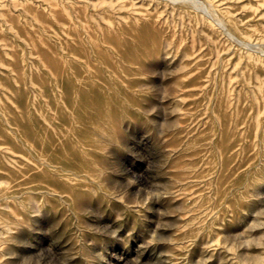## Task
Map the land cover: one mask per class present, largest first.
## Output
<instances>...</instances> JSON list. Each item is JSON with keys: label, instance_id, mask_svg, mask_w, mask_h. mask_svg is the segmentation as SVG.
<instances>
[{"label": "rangeland", "instance_id": "rangeland-1", "mask_svg": "<svg viewBox=\"0 0 264 264\" xmlns=\"http://www.w3.org/2000/svg\"><path fill=\"white\" fill-rule=\"evenodd\" d=\"M0 264H264V0H0Z\"/></svg>", "mask_w": 264, "mask_h": 264}, {"label": "bare ground", "instance_id": "bare-ground-1", "mask_svg": "<svg viewBox=\"0 0 264 264\" xmlns=\"http://www.w3.org/2000/svg\"><path fill=\"white\" fill-rule=\"evenodd\" d=\"M222 23H223V21H222ZM59 66H60V65L56 66V68H58V69H59V68H60Z\"/></svg>", "mask_w": 264, "mask_h": 264}]
</instances>
